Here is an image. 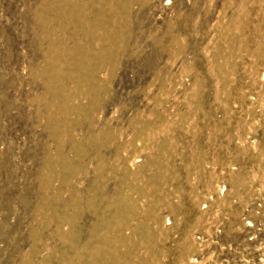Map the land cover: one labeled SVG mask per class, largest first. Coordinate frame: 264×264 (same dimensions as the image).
Masks as SVG:
<instances>
[{
    "label": "rangeland",
    "instance_id": "rangeland-1",
    "mask_svg": "<svg viewBox=\"0 0 264 264\" xmlns=\"http://www.w3.org/2000/svg\"><path fill=\"white\" fill-rule=\"evenodd\" d=\"M0 264H264V0H0Z\"/></svg>",
    "mask_w": 264,
    "mask_h": 264
}]
</instances>
